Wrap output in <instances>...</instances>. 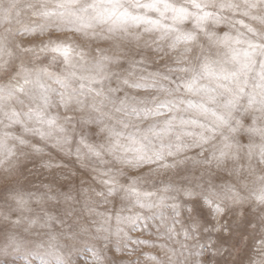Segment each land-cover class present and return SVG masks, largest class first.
Instances as JSON below:
<instances>
[{
  "label": "clouds",
  "instance_id": "clouds-1",
  "mask_svg": "<svg viewBox=\"0 0 264 264\" xmlns=\"http://www.w3.org/2000/svg\"><path fill=\"white\" fill-rule=\"evenodd\" d=\"M0 264H264V0H0Z\"/></svg>",
  "mask_w": 264,
  "mask_h": 264
},
{
  "label": "snow or ice",
  "instance_id": "snow-or-ice-1",
  "mask_svg": "<svg viewBox=\"0 0 264 264\" xmlns=\"http://www.w3.org/2000/svg\"><path fill=\"white\" fill-rule=\"evenodd\" d=\"M55 51L61 52L62 54H67V49H54Z\"/></svg>",
  "mask_w": 264,
  "mask_h": 264
}]
</instances>
